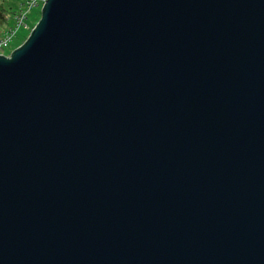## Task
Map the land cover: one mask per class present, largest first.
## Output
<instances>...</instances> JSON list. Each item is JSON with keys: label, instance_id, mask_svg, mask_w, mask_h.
Wrapping results in <instances>:
<instances>
[{"label": "water", "instance_id": "obj_1", "mask_svg": "<svg viewBox=\"0 0 264 264\" xmlns=\"http://www.w3.org/2000/svg\"><path fill=\"white\" fill-rule=\"evenodd\" d=\"M0 264H264V0H46L0 54Z\"/></svg>", "mask_w": 264, "mask_h": 264}, {"label": "rangeland", "instance_id": "obj_2", "mask_svg": "<svg viewBox=\"0 0 264 264\" xmlns=\"http://www.w3.org/2000/svg\"><path fill=\"white\" fill-rule=\"evenodd\" d=\"M27 0H4L5 23L0 25V40L9 36V32H15L8 42L0 43V54L9 56L10 53L20 46L28 37L31 29L37 23L41 16L42 0H35L37 5L28 9ZM20 11L25 12L26 19L24 23L18 26L17 17Z\"/></svg>", "mask_w": 264, "mask_h": 264}, {"label": "built area", "instance_id": "obj_3", "mask_svg": "<svg viewBox=\"0 0 264 264\" xmlns=\"http://www.w3.org/2000/svg\"><path fill=\"white\" fill-rule=\"evenodd\" d=\"M46 0H42V5L43 3L45 2ZM26 5L28 7V9H31L33 6L37 5V3L35 2V0H27L26 1ZM26 19V14L25 12H22L20 11V14L18 15L17 17V20H18V26L22 25L24 23V20ZM15 32H9V36L3 38L0 40V43H4V42H8L12 35L14 34Z\"/></svg>", "mask_w": 264, "mask_h": 264}, {"label": "trees", "instance_id": "obj_4", "mask_svg": "<svg viewBox=\"0 0 264 264\" xmlns=\"http://www.w3.org/2000/svg\"><path fill=\"white\" fill-rule=\"evenodd\" d=\"M4 0H0V25L5 23L6 17H5V7H4ZM1 33V32H0Z\"/></svg>", "mask_w": 264, "mask_h": 264}]
</instances>
